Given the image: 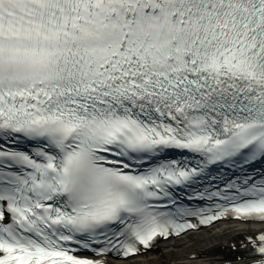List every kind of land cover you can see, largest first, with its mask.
<instances>
[{
    "label": "bare ground",
    "instance_id": "obj_1",
    "mask_svg": "<svg viewBox=\"0 0 264 264\" xmlns=\"http://www.w3.org/2000/svg\"><path fill=\"white\" fill-rule=\"evenodd\" d=\"M264 230V223L221 222L198 231L160 242L159 246L126 260L110 259L109 264H207L230 259L229 243L246 234ZM235 262L236 258L233 259Z\"/></svg>",
    "mask_w": 264,
    "mask_h": 264
}]
</instances>
